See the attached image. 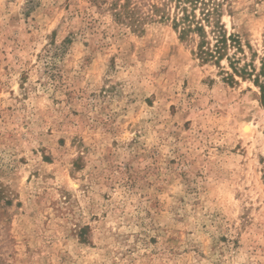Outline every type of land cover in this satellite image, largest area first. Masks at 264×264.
Returning <instances> with one entry per match:
<instances>
[{"label": "rangeland", "instance_id": "rangeland-1", "mask_svg": "<svg viewBox=\"0 0 264 264\" xmlns=\"http://www.w3.org/2000/svg\"><path fill=\"white\" fill-rule=\"evenodd\" d=\"M122 1L0 0V264H264V0L185 3L231 85L175 3L132 32Z\"/></svg>", "mask_w": 264, "mask_h": 264}, {"label": "trees", "instance_id": "trees-1", "mask_svg": "<svg viewBox=\"0 0 264 264\" xmlns=\"http://www.w3.org/2000/svg\"><path fill=\"white\" fill-rule=\"evenodd\" d=\"M173 2L175 3V9H178L182 16L180 18L175 15L172 19V27L174 30H179V35L182 37L187 33H195L199 38V42L196 46L195 56L199 59L202 64L211 63L220 69L221 73L225 75L224 81L229 85L236 83L234 77L242 79L251 78L252 69L248 67L240 66L239 60L235 59L234 52H239L242 55L243 50L240 44V39L237 35L229 34L227 36L224 26L220 22V17L217 20L212 21L213 15L217 14V10L214 8L212 12H207L203 16V19L199 22L191 15L187 14L185 9V3H190L195 7V3L198 0H123L121 3L113 2L110 5L112 15L117 22L126 26L132 32H137L142 29L146 23L154 22H166L171 19L168 5ZM181 5H183L181 7ZM204 7L206 4H204ZM212 16V17H211ZM191 18V19H190ZM211 18V19H210ZM213 29V43L208 39L205 31V25ZM180 27V29H179ZM56 50L59 49L57 47ZM233 48V56H230L228 51ZM49 52V51H47ZM225 60L227 61L231 73H228L220 67V63ZM255 86L260 89L261 101H264V86L258 83V80H253ZM9 204V201L6 202Z\"/></svg>", "mask_w": 264, "mask_h": 264}, {"label": "bare ground", "instance_id": "bare-ground-1", "mask_svg": "<svg viewBox=\"0 0 264 264\" xmlns=\"http://www.w3.org/2000/svg\"><path fill=\"white\" fill-rule=\"evenodd\" d=\"M240 132H241V135H240L241 137H243L244 139L248 138L252 133L251 125L248 123H243L241 125Z\"/></svg>", "mask_w": 264, "mask_h": 264}]
</instances>
